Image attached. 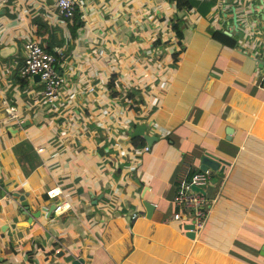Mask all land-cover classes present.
<instances>
[{
    "label": "crops",
    "instance_id": "1",
    "mask_svg": "<svg viewBox=\"0 0 264 264\" xmlns=\"http://www.w3.org/2000/svg\"><path fill=\"white\" fill-rule=\"evenodd\" d=\"M78 1L72 34L55 0H0V264H264V0H215L210 17L168 0ZM174 13L184 49L172 63ZM159 32L173 38L160 60ZM28 34L68 50L53 109L33 103L39 80L16 76ZM128 87L144 98L135 110ZM6 105L21 124L3 121ZM140 122L150 147L126 133ZM22 139L38 161L26 174ZM205 151L227 163L202 185L207 220L189 238L164 219L176 161L192 153L198 166Z\"/></svg>",
    "mask_w": 264,
    "mask_h": 264
},
{
    "label": "built area",
    "instance_id": "2",
    "mask_svg": "<svg viewBox=\"0 0 264 264\" xmlns=\"http://www.w3.org/2000/svg\"><path fill=\"white\" fill-rule=\"evenodd\" d=\"M58 8L57 13L60 18L71 16L78 0H55ZM264 8V6H263ZM264 10V9H263ZM23 51L22 61L17 65V72L20 76L33 78V74L40 79L38 97L33 103H45L53 109L56 106L59 89L65 84L66 58L68 57L66 48L55 47L46 49L40 45L32 34H28L21 43ZM15 107L6 105L4 122L18 126L22 119L15 112ZM2 121V120H1ZM40 151L41 149H37ZM214 172L207 168L200 169L193 161L192 153H182L176 161L174 175V191L172 193V202L175 208L165 218L164 222L177 221L181 224H191L192 228L183 231L193 232V234L203 229L206 223L207 206L209 199L203 190L195 189L192 184L202 187L212 178ZM47 197L54 198L60 194L58 186H53L45 190ZM69 203L55 202L54 211H62L69 207Z\"/></svg>",
    "mask_w": 264,
    "mask_h": 264
},
{
    "label": "trees",
    "instance_id": "3",
    "mask_svg": "<svg viewBox=\"0 0 264 264\" xmlns=\"http://www.w3.org/2000/svg\"><path fill=\"white\" fill-rule=\"evenodd\" d=\"M168 1L174 2L176 11H187L188 9H193L198 11L200 14H205L206 16L210 17V10L215 0H168ZM62 19L68 25L69 29L71 30V33L74 34L75 30L81 23V13L79 7L76 5L75 9H73L71 16ZM169 21H172L171 29L175 33L174 34L176 39L175 41L177 44V47L174 48L171 52L173 57L172 58V63H173L178 58L182 49H184L182 44L184 23L182 18L177 13L171 15ZM172 42H173V38H170L168 35H164V32L163 33L159 32L155 34L153 39H151L150 48H152L153 52H155L154 54L156 55V58L160 60L164 58L166 52L165 47L169 46ZM40 45H42V43ZM46 49H50V48H46ZM22 58L19 60L18 64L22 61ZM16 76L20 77L22 80L26 79V77L20 76L17 71H16ZM114 78L115 75H112L111 80L108 81L107 83V87L108 89L111 90L112 95L117 93V91L113 89ZM123 96L128 99L129 106H132L134 110L137 109L140 103L144 101V98L141 97L139 90L133 87L126 88L123 91ZM131 140L133 145L136 146L144 145L143 140L138 142V139L135 137L134 138L132 137ZM12 149L15 155L17 156L16 160L23 168L24 174L30 171L34 167V165L38 163L37 159L35 158V151L34 149H32L31 144L26 139L20 140L14 147H12Z\"/></svg>",
    "mask_w": 264,
    "mask_h": 264
},
{
    "label": "water",
    "instance_id": "4",
    "mask_svg": "<svg viewBox=\"0 0 264 264\" xmlns=\"http://www.w3.org/2000/svg\"><path fill=\"white\" fill-rule=\"evenodd\" d=\"M264 8L261 7V9H259V13L260 15L262 13H264ZM233 22H234V18H233ZM234 25L236 26L237 23L234 22ZM33 78H35L36 80H39L40 78L37 75L33 74ZM147 128V123L146 122H140L138 124H136L135 126H133L132 128H128L127 129V134L129 135V137H142L143 140L145 141V144L147 147H150V144L155 140V136L153 134H150L146 131ZM9 131H16V129H14L11 125L8 127ZM231 132V128L230 127H225V135L224 137L227 138V134ZM226 164L227 162L221 158H219L217 155L211 154L209 152H204L200 157H199V165L198 167L200 169H204L207 168L209 170H222V164ZM192 187L195 189H199L202 190L201 187L196 186L194 184H192ZM22 208H24V210L27 212L28 211V205H27V201L23 200L21 202ZM55 206V202L51 204V206H49V210H52ZM154 206V204L150 201H144V208H145V212L148 213L149 211L152 210V207ZM29 213V212H28ZM148 215V214H146ZM31 216H35L37 217V213L36 212H31ZM186 229L192 228L191 224H186L185 225ZM186 237L192 238L193 236V232H185Z\"/></svg>",
    "mask_w": 264,
    "mask_h": 264
}]
</instances>
